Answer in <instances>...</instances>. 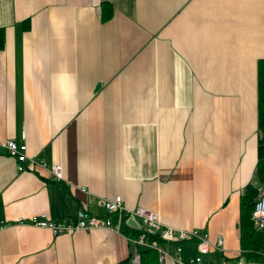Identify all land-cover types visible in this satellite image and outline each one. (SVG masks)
I'll return each instance as SVG.
<instances>
[{"label": "crops", "instance_id": "1", "mask_svg": "<svg viewBox=\"0 0 264 264\" xmlns=\"http://www.w3.org/2000/svg\"><path fill=\"white\" fill-rule=\"evenodd\" d=\"M0 28V142L62 173L17 171L0 146V264H118L136 250V217L57 235L29 223L105 216L100 199L116 195L164 226L221 234L209 264H257L240 246L238 197L258 186L264 0H0ZM179 245L182 260L195 253Z\"/></svg>", "mask_w": 264, "mask_h": 264}, {"label": "built area", "instance_id": "2", "mask_svg": "<svg viewBox=\"0 0 264 264\" xmlns=\"http://www.w3.org/2000/svg\"><path fill=\"white\" fill-rule=\"evenodd\" d=\"M23 137V134H22ZM0 146L6 149L9 156L16 161V170L22 171L28 167L37 166L47 169L52 180H61L62 173L58 164H47L43 159H37L26 156L24 143L17 145L12 139L3 140L0 142ZM82 190V188H81ZM101 204L105 211V216L90 215L86 212H82L76 219L61 218L57 220H51L45 213L39 215H33L29 218V223L33 226L46 228L52 235L57 234H70L78 230H92V229H110L118 230L119 225L113 224L108 215L114 213L118 218L127 219V216L131 218H138V223L142 231L152 232L164 243H172L174 245V255L167 249V247L157 244L154 241H145L144 233H138L137 235L130 237V241L137 247H145L152 249L156 252L157 261L160 264H164L166 260H170L173 264H209L203 260V256L217 249L222 250V235L218 234L214 243H211L206 234H202L198 229H183L174 228L170 226H164L157 214V212L143 207L135 206L132 209H126L122 203L120 196L116 195L112 199H100ZM18 223H22V219H17ZM250 221L252 226L257 230H264V190L259 189L257 195L253 200V206L250 213ZM3 225H0V229ZM129 239V238H128ZM194 241L195 253L187 260H182L180 257L181 247L180 241ZM257 255L259 260L257 264H264V246L258 250ZM139 259V255L134 250L132 260ZM131 260V261H132ZM251 261L244 259L242 256H237L233 261H225L222 264H250Z\"/></svg>", "mask_w": 264, "mask_h": 264}, {"label": "trees", "instance_id": "3", "mask_svg": "<svg viewBox=\"0 0 264 264\" xmlns=\"http://www.w3.org/2000/svg\"><path fill=\"white\" fill-rule=\"evenodd\" d=\"M109 12V11H108ZM107 13H102V18H107ZM27 23V22H26ZM4 33L0 28V48L3 45ZM256 124L261 136L256 138L254 176L258 186L246 183L238 197V217H239V241L240 246L246 252L245 257L253 256L256 259L257 252L264 246V230L255 229L250 221V213L253 200L257 195V189L264 190V58H259L256 62ZM133 235L144 233L145 241H154L157 244L163 242L156 234L141 229H133ZM139 255V264H160L157 261L156 252L145 247H136ZM132 254L118 264H127Z\"/></svg>", "mask_w": 264, "mask_h": 264}, {"label": "rangeland", "instance_id": "4", "mask_svg": "<svg viewBox=\"0 0 264 264\" xmlns=\"http://www.w3.org/2000/svg\"><path fill=\"white\" fill-rule=\"evenodd\" d=\"M246 89L247 90L249 89L248 85L246 86ZM131 260H132V257H131L130 261L127 264H139V259L138 260L133 259L132 261Z\"/></svg>", "mask_w": 264, "mask_h": 264}, {"label": "water", "instance_id": "5", "mask_svg": "<svg viewBox=\"0 0 264 264\" xmlns=\"http://www.w3.org/2000/svg\"><path fill=\"white\" fill-rule=\"evenodd\" d=\"M258 136H259V137L261 136V133H260V132H258Z\"/></svg>", "mask_w": 264, "mask_h": 264}]
</instances>
